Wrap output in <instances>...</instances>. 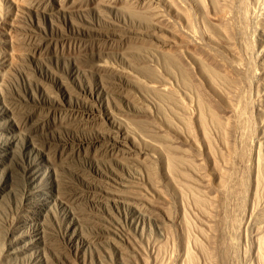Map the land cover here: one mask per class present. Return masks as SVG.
Instances as JSON below:
<instances>
[{
    "label": "rangeland",
    "instance_id": "obj_1",
    "mask_svg": "<svg viewBox=\"0 0 264 264\" xmlns=\"http://www.w3.org/2000/svg\"><path fill=\"white\" fill-rule=\"evenodd\" d=\"M238 1L0 0V264H189L183 216L191 224L188 246L196 264H215L195 248L194 239L209 245L199 229L211 231L192 194L182 198L171 184L167 156L187 160L173 164L177 183L214 196L193 166L202 162L212 177V159L225 168L226 146L238 139L230 130L231 108L244 101L251 105L244 123L252 124L244 130L251 131V153L236 171L249 185L245 210H235L238 226L231 230L240 246L224 264H258L257 236L264 242V192L255 190L257 161L264 163V0ZM242 6L249 8L246 22L238 17ZM190 26L229 58L231 48H242L238 39L251 40L248 76L224 77L229 69L220 58L202 44L184 43L178 32L188 34ZM213 115L230 125L220 128Z\"/></svg>",
    "mask_w": 264,
    "mask_h": 264
},
{
    "label": "bare ground",
    "instance_id": "obj_2",
    "mask_svg": "<svg viewBox=\"0 0 264 264\" xmlns=\"http://www.w3.org/2000/svg\"><path fill=\"white\" fill-rule=\"evenodd\" d=\"M232 1V0H231ZM244 3V1L242 0L241 1V3ZM246 2V1H245ZM238 3L240 4V0L238 1ZM234 4V3H233ZM238 4V5H239ZM243 5V4H242ZM246 5V3L243 5V6H245ZM248 5V4H247ZM242 6V8H241V12H240V14H241V16L240 15H238V17H240L242 20H244L245 22H246V19H248V14L249 13H247L248 11V9H244V7ZM228 7V6H227ZM238 7V6H237ZM239 8V7H238ZM246 8V7H245ZM224 9V8H223ZM186 10V9H185ZM226 10H228V9H226ZM234 10V9H233ZM189 11H191V10H189ZM188 11V12H189ZM235 11V10H234ZM187 12V11H186ZM222 13V12H221ZM224 13V12H223ZM191 14V13H190ZM229 14H231V13H229ZM193 15V14H192ZM225 15V14H224ZM227 15V14H226ZM232 15V17H233V14H231ZM187 16V15H186ZM190 16V15H189ZM226 17V16H225ZM189 18H191V17H189ZM193 18V17H192ZM191 18V19H192ZM227 18H228V16H227ZM229 19V18H228ZM227 19V20H228ZM231 19V18H230ZM232 20V19H231ZM231 20H229L230 22H231ZM237 20V19H236ZM190 21V20H189ZM193 21V20H192ZM240 21V20H239ZM242 22V21H241ZM244 22V23H245ZM243 23V22H242ZM243 23V24H244ZM248 23V22H247ZM223 24H225L226 25V22L225 23H223ZM228 24H229V22H228ZM233 24V23H232ZM231 24V25H232ZM225 25H223V26H225ZM230 25V24H229ZM231 25H230V27H231ZM233 25H235V27H236V24H233ZM241 25V24H240ZM246 25V24H245ZM222 27V26H221ZM229 27V28H230ZM234 27V26H233ZM234 27V28H235ZM240 27H243V26H240ZM239 27V28H240ZM190 28H191V26H190ZM226 31H230L231 29H233V28H230V30H228V27H227V25H226ZM224 30V29H223ZM234 30H236V29H234ZM240 30V29H239ZM220 31V30H219ZM241 31V30H240ZM244 32H245V30H243ZM224 32V31H223ZM231 32V31H230ZM233 32V31H232ZM231 32V33H232ZM180 33V34H179ZM227 33V32H226ZM234 33H236V32H234ZM243 33V32H242ZM178 34H179V37L183 40V42L184 43H186L187 45L188 44H190L189 46H193V44H196L197 46L198 45H200V44H202L203 46H204V48H205V50H207V52L206 53H209V55L211 56L212 55V57L213 58H215V61H216V59H221V61H223L224 62V64L226 65V67L229 69V71H226V74L224 73L223 74V76L225 77V75H226V78L228 77H230L229 76V73L231 72H234V74L235 73H237V74H239L242 78L244 77H246V76H248V73H249V68L248 69H246V67H247V63H246V61L245 60H247V58H248V55H249V53H250V50L252 49L251 48V44L249 43V41H251V40H244L245 38L243 37V38H240V39H238V37H237V39L239 40V41H241L240 43H242V48H241V50L240 51H234V50H232V48H231V50H230V52H231V54L230 55H232L233 56V58H229V57H227V55L225 56V54H223L222 53V51L219 49V48H217L216 46H214V45H212V44H206L205 42L203 43L202 42V38H201V36L199 35V34H195L194 33V31H192V28H191V32H188V34H190V36L186 33V32H178ZM228 34H230V33H228ZM243 35H245V34H242V36ZM248 35V34H247ZM228 37H229V35H227ZM232 36V35H231ZM191 37V38H190ZM235 38V37H234ZM234 38H232V39H234ZM236 39V38H235ZM229 40H230V38H229ZM234 41V40H233ZM235 42V41H234ZM252 43H254V41L252 42ZM182 45V44H181ZM184 45V44H183ZM196 45H194V46H196ZM202 45L200 46V47H202ZM178 46H180V45H178ZM192 46H191V48H192ZM231 46H232V43H231ZM236 46H237V44H236ZM177 47V46H176ZM181 47V46H180ZM184 47V46H183ZM182 47V48H183ZM229 47V46H228ZM240 47H241V45H240ZM253 47V46H252ZM178 48V47H177ZM186 48H189V47H186ZM195 48V47H194ZM197 48V47H196ZM203 48V47H202ZM201 48V49H202ZM203 48V49H204ZM180 49V48H179ZM200 49V50H201ZM238 49V48H237ZM255 48L253 47V50H254ZM177 51H179V50H177ZM203 51V50H202ZM229 51V50H228ZM227 51V52H228ZM176 52V51H175ZM176 53H178V52H176ZM224 53H225V51H224ZM254 53V52H253ZM252 53V54H253ZM205 54V53H204ZM208 55V56H209ZM246 58V59H245ZM219 59V60H220ZM218 61V60H217ZM248 61V60H247ZM222 63V62H221ZM248 63H250V62H248ZM223 65V64H222ZM246 66V67H245ZM220 67V66H219ZM224 68V67H223ZM222 69V68H221ZM227 69V70H228ZM253 69V68H252ZM252 71V70H251ZM223 72V71H222ZM214 73V72H213ZM215 73H217L218 74V72H215ZM216 74V75H217ZM237 74H235V76L237 75ZM239 76V77H240ZM218 77V76H217ZM233 77V76H232ZM231 77V78H232ZM237 77V76H236ZM238 78V77H237ZM241 80V79H240ZM227 81V80H226ZM244 81H245V79H244ZM249 81V80H248ZM236 82H238V80L236 81ZM236 82H235V84H236ZM233 83V82H232ZM246 83V82H245ZM248 83V82H247ZM248 84H250V83H248ZM233 85V84H232ZM244 85H247V84H244ZM246 87V86H245ZM244 87V88H245ZM248 87V86H247ZM243 88H241L240 90H242ZM239 90V91H240ZM235 91V90H234ZM238 91V90H237ZM232 92V91H231ZM242 92V91H241ZM244 92V91H243ZM248 93V92H247ZM246 93V94H247ZM243 94V93H242ZM245 94V95H246ZM235 95V94H234ZM239 95V94H238ZM244 96V95H243ZM247 96V95H246ZM203 98V97H202ZM230 98V97H229ZM237 99V98H236ZM244 99H245V97H244ZM234 100V99H233ZM239 100L241 101V99L239 98ZM205 101V100H204ZM231 101V100H230ZM229 102V101H228ZM239 103V102H238ZM237 103V104H238ZM248 103H249V101H248ZM246 101H244V102H242V104H241V102H240V104H238V105H236V106H234V105H232V108H231V110H232V112H233V116H235V120H234V123L233 124H231L232 125V127H231V129H230V127H229V129L230 130H236V132H237V134H236V137H237V135H238V139H237V141H236V143L235 144H233V142H232V140H231V138H230V140H231V142H232V144H227V154L225 153L222 157H223V160H224V162H225V165L226 166H224L225 168L223 169L222 167H220V165H218L217 164V162L214 160V159H212L214 156L212 155V149L210 148V140H209V136L207 137H205V140H206V143L205 144H207V155H208V158L209 159H212V161H213V166H212V168H213V173H214V177H212L211 175H208L207 173H206V171H204V167H203V163L201 162V164H198V165H196L195 166V164H194V169L200 174H198L199 175V177H201V182H199V183H201V184H203V187L205 186V187H208V189H210L211 187L212 188H214L215 189V195L214 196H210L208 199L207 198H204V197H206V196H202V195H200V191H198L197 192V190H196V192H195V189H194V184H193V187H192V185L190 184L189 185V183L186 185V183L185 184H179V183H177L178 181H180V180H178L177 182L175 181V180H177V178L175 179L172 175H171V173H173L172 171H174L175 172V169L177 170V168H176V166H174V170H173V164H175L176 165V163H177V161H181V162H183V163H185L186 164V162L185 161H187V160H180V159H183V158H178V156H174V155H169L168 154V156H167V160H168V163H167V171H166V173L168 172V174H169V176H170V182H171V184L172 185H174V187H175V189H176V191H177V193H180V196H182V198H185V195L187 196V194L188 193H186V191L188 192H190L191 194H192V200H193V202H194V204L193 205H196L197 206V208H199L200 209V211L202 212V213H204L205 215H204V217L205 218H207V220H205V222L204 221H202L203 222V225L205 224V227H208V229L211 231V233H210V235H208V234H206V232H205V230L204 231H200V229H199V232H200V236H201V234H202V236H203V238H205L206 240L205 241H207V242H205V243H207V244H209V245H205L204 243H202L201 241H199L200 240V238H199V240H197V239H194L193 241L195 242V248L196 249H198L197 251H199V253H201V254H203L204 256H206V257H208L207 259L209 260L210 259V261L212 262V263H215V264H224V262H226V259H227V256H229V254H230V251L231 250H233L234 248H235V246H236V243H238V242H236V240H234L231 236L233 235L232 234V232H231V230H233V228L235 229L237 226H238V223H237V216H236V214H238V213H236V211L235 210H243L242 208L244 207V204H245V196L247 195H245V193L247 192V188H248V185H249V178H248V176L246 177V175H244V174H239L238 173V171H236L237 169H236V163L237 162H239V163H245L247 160H249V158H250V153L251 152H249V147L251 146L250 145V143H249V137H248V133L249 132H251V131H244V130H246V129H248L249 128V125H251L252 126V124L250 123L249 125H247L246 127H244V123L245 122H248L247 121V119L248 120H250L249 119V113H251V112H249L250 111V109L248 108V107H250L251 105L250 104H248ZM233 104V103H232ZM254 105V104H253ZM217 106V105H216ZM234 106V107H233ZM214 108V107H213ZM251 108V107H250ZM215 109V108H214ZM249 109V110H248ZM213 114H214V112H213ZM218 114V113H217ZM213 116H215V115H213ZM218 116H219V114H218ZM231 116H232V114H231ZM199 117H201V116H199ZM220 117V116H219ZM219 117L218 118H216V116L214 117V119L213 120H215L214 122H216V124L220 127V126H222V127H224V126H229L230 124H229V122H227V124L225 125L224 124V126H223V123H222V120L221 119H219ZM255 117V116H254ZM212 118V117H211ZM252 119V118H251ZM205 120V119H204ZM231 120V119H230ZM253 120V119H252ZM226 122V121H225ZM224 122V123H225ZM230 123H231V121H230ZM247 124V123H246ZM258 124V123H257ZM200 125V124H199ZM203 125V124H202ZM193 126V125H192ZM226 126V127H227ZM205 127V126H204ZM218 127V128H219ZM244 127V128H243ZM188 128V127H187ZM221 128V127H220ZM252 128V127H251ZM223 129V128H222ZM262 129V128H261ZM205 130V129H204ZM225 130V128L223 129V131ZM249 130V129H248ZM221 131V130H220ZM190 132H191V130H190ZM196 132V131H195ZM235 132V131H234ZM193 133V132H192ZM222 133V132H221ZM228 133V132H227ZM224 134V133H223ZM250 134V133H249ZM254 134V133H253ZM205 135V134H204ZM225 135V134H224ZM191 136V138H192V140L196 143V145H198L199 143H197V141L194 139V136L191 134L190 135ZM230 136V135H229ZM232 136V135H231ZM198 138V137H197ZM203 138V137H202ZM233 138V137H232ZM227 139V138H226ZM234 139H235V136H234ZM200 141V140H199ZM201 143V142H200ZM252 143V142H251ZM225 143H223V145H224ZM253 144V143H252ZM261 144V143H260ZM201 145V144H200ZM199 147V146H198ZM173 148V147H172ZM257 148V147H256ZM258 149V148H257ZM195 150V149H194ZM197 150H198V148H197ZM215 151V150H214ZM222 151V150H221ZM252 151V150H251ZM199 152V151H198ZM197 151H196V153H198ZM176 153V152H175ZM261 153V152H260ZM177 155V154H176ZM198 155V154H197ZM206 155V154H205ZM206 155V156H207ZM221 155H222V153H221ZM193 157V156H192ZM197 157H199V156H197ZM178 158V159H177ZM220 161V160H219ZM173 162H175V163H173ZM181 162L179 163V164H181ZM188 162H189V160H188ZM177 163V164H178ZM182 163V164H183ZM190 163H192V162H190ZM247 163V162H246ZM193 164V163H192ZM220 164V163H219ZM241 164V165H242ZM152 165H154V163L152 164ZM188 165V164H187ZM191 165V164H190ZM247 165V164H246ZM156 166V165H155ZM155 166H153V175H155L156 173V168H155ZM181 166V165H180ZM205 166V165H204ZM223 166V165H222ZM238 166V165H237ZM245 167V166H244ZM249 167V166H248ZM165 168V167H164ZM254 168V167H253ZM182 169V168H181ZM248 169V168H247ZM257 174H256V187H257V189H255V188H253V189H255V190H258L259 188H262L263 190L261 191V192H264V188L263 187H261V186H263L264 185V163L261 161V160H259V161H257ZM150 170V169H149ZM207 170V169H206ZM241 171V170H240ZM245 171V170H244ZM248 171V170H247ZM246 171V172H247ZM195 172V171H194ZM182 173H185V172H182ZM251 173V172H250ZM250 173H249V176H250ZM255 173V172H254ZM248 174V173H247ZM253 174V173H252ZM179 175V174H178ZM213 175V174H212ZM166 176V175H165ZM152 177V176H151ZM154 177V176H153ZM187 177V176H186ZM251 177V176H250ZM169 178V177H168ZM175 179V180H174ZM195 179V178H194ZM217 180L218 181V183L216 184V185H214V180ZM251 179V178H250ZM188 180V179H187ZM185 181V180H184ZM183 181V182H184ZM196 181V180H195ZM194 182V181H193ZM182 183V182H181ZM195 183V182H194ZM216 183V182H215ZM170 185V184H169ZM196 185V184H195ZM199 185V184H198ZM251 186H253V185H251ZM197 187V186H196ZM202 187V186H201ZM211 188V189H212ZM199 189V188H198ZM203 189V191H204V188H202ZM194 190V191H193ZM201 190V189H200ZM252 190V189H251ZM260 190V189H259ZM162 191V190H161ZM175 191V190H174ZM209 191V190H208ZM207 192V191H206ZM213 192V193H214ZM249 192V191H248ZM257 192V191H256ZM255 192V193H256ZM168 193V192H167ZM204 193V192H203ZM203 193H201V194H203ZM212 193V192H211ZM260 193V192H259ZM161 194V193H160ZM166 194V193H165ZM208 194V193H207ZM258 194V193H257ZM262 194V193H261ZM164 195V194H163ZM203 195H205V194H203ZM249 195V194H248ZM259 195V194H258ZM260 196V195H259ZM251 197V196H250ZM255 197H257V195H255ZM168 198H170V197H168ZM261 198V197H260ZM166 199H167V197H166ZM234 199V200H233ZM254 199V198H253ZM257 199V198H256ZM179 200V199H178ZM191 200V201H192ZM180 201V200H179ZM230 201H233V204H235L234 206L235 207H232V206H230ZM255 201V200H254ZM260 202V201H259ZM258 202V203H259ZM169 203H171V202H169ZM254 203H257V201L256 202H254ZM174 204V203H173ZM232 204V205H233ZM175 205V204H174ZM183 205V204H182ZM258 205V204H257ZM255 206V205H254ZM175 207V206H174ZM173 207V208H174ZM165 208V207H164ZM163 208V209H164ZM167 208V207H166ZM169 208V207H168ZM172 208V207H171ZM162 209V210H163ZM234 209V210H233ZM257 209V208H256ZM245 210V209H244ZM243 210V211H244ZM254 210V209H253ZM258 211V210H257ZM256 211V212H257ZM164 212H165V215H166V219H168L169 221H170V223H175V218L173 217L174 215H173V213H171L172 211H170V209H168V210H166V209H164ZM234 212L236 213V214H234ZM180 213H182V212H180ZM201 213V214H202ZM189 216V215H188ZM187 216V217H188ZM237 219H236V218ZM240 217V216H239ZM214 219V224H212V221H211V223L209 222L208 223V220L209 219ZM260 220V219H259ZM159 221V220H158ZM201 221V220H200ZM207 221V222H206ZM241 221V220H240ZM157 222V221H156ZM160 222V221H159ZM178 223V222H177ZM168 224V223H167ZM181 224L183 225V230L182 231H184V237L182 238V242H183V244H184V246H185V248H186V253H187V258L188 259H186L188 262H189V264H196V262H197V260H195L196 259V257L194 258V255L192 254V249H190L189 248V242L190 241H192L191 239L192 238H190V231H192V230H190L188 227H190L191 228V224L188 222V220H187V218L185 217V216H183L182 217V221H181ZM190 224V225H189ZM262 224V223H261ZM254 225V224H253ZM178 226V225H177ZM255 226V225H254ZM260 226V225H259ZM261 227V226H260ZM260 227H258V228H260ZM264 227V226H263ZM168 228V227H167ZM196 228H197V226H196ZM204 228V227H203ZM232 228V229H231ZM206 229V228H205ZM239 229H241V228H239ZM239 229H238V231H239ZM255 229H257V227L255 228ZM169 229H167V231H168ZM190 230V231H189ZM197 230V229H196ZM237 229H235V230H233V231H236ZM259 230V229H258ZM261 230V229H260ZM170 231L171 230H169V233H170ZM209 231V232H210ZM188 232H189V234H188ZM208 232V233H209ZM262 232V231H261ZM236 233V232H235ZM238 234H240L239 232H237ZM236 233V234H237ZM171 234V233H170ZM232 234V235H231ZM260 234V233H259ZM235 235V234H234ZM173 237V236H172ZM237 236H235V238H236ZM195 238V237H194ZM176 239V238H175ZM179 239V238H178ZM257 243H258V248L256 249V250H258L257 251V256H255V257H257V263L258 264H264V242H263V240H262V238H260L259 236H257ZM181 243V242H180ZM165 244V243H164ZM163 244V245H164ZM178 244H179V241H178ZM194 245V244H193ZM238 245H239V243H238ZM165 246H166V244H165ZM183 246V247H184ZM192 246V245H191ZM240 246V245H239ZM180 247V246H179ZM194 247V246H193ZM236 247H238V246H236ZM162 248V247H161ZM192 250V251H191ZM164 251V250H163ZM246 252V251H245ZM232 253V252H231ZM175 254V253H174ZM195 254V253H194ZM234 255L236 254V253H233ZM246 254V253H245ZM203 256V257H204ZM186 257V256H185ZM205 257V258H206ZM198 258V257H197ZM218 258V259H217ZM229 258V257H228ZM232 258V257H231ZM234 258V257H233ZM228 260V259H227ZM230 260V259H229ZM233 260V259H232ZM186 261V262H187ZM231 261V260H230ZM162 262V261H161ZM210 262V263H211ZM233 262V261H232ZM230 263V262H229ZM162 264V263H161ZM228 264V263H227ZM231 264V263H230Z\"/></svg>",
    "mask_w": 264,
    "mask_h": 264
}]
</instances>
